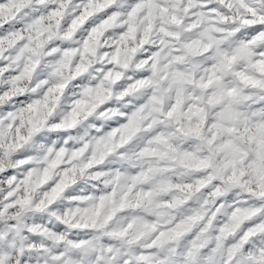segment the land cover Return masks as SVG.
<instances>
[{
    "label": "snow or ice",
    "instance_id": "6c2138e0",
    "mask_svg": "<svg viewBox=\"0 0 264 264\" xmlns=\"http://www.w3.org/2000/svg\"><path fill=\"white\" fill-rule=\"evenodd\" d=\"M0 264H264V0H0Z\"/></svg>",
    "mask_w": 264,
    "mask_h": 264
}]
</instances>
